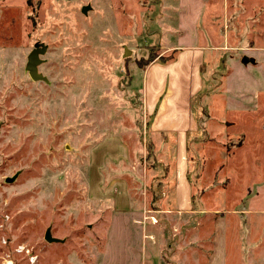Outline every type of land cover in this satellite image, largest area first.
<instances>
[{
    "label": "rangeland",
    "instance_id": "374dc122",
    "mask_svg": "<svg viewBox=\"0 0 264 264\" xmlns=\"http://www.w3.org/2000/svg\"><path fill=\"white\" fill-rule=\"evenodd\" d=\"M39 44L49 83L26 70ZM179 61L202 81L182 96L199 121L186 212L176 135L152 132L147 111ZM213 253L264 264V0H0V264H209Z\"/></svg>",
    "mask_w": 264,
    "mask_h": 264
},
{
    "label": "crops",
    "instance_id": "0c3cea01",
    "mask_svg": "<svg viewBox=\"0 0 264 264\" xmlns=\"http://www.w3.org/2000/svg\"><path fill=\"white\" fill-rule=\"evenodd\" d=\"M181 68L177 67L176 70L172 71H163L159 76V80H161V84L159 85L160 91H158L157 96H150L149 102L147 103V111L148 114L154 115V120L151 124L152 132H159L169 135H176V143L178 150V160L180 159L178 165L180 169H178L179 173L177 176L176 183V197H177V207L182 209L183 211H188L192 207V197H191V186L186 177V159H184V155L187 151L188 146V136L193 132H196L199 127L198 119L195 120L191 115L190 106H188V101L182 98L186 93H196L201 90L202 81L194 79L193 84L189 83L191 77L181 76V70L183 67H187V76L192 72L188 63L186 62H178ZM177 64V63H176ZM184 70V69H183ZM186 71V70H185ZM193 79V78H192ZM157 78L154 81H147L148 91H151V87L156 85ZM166 88L169 93V96L162 102V105L159 107L158 111L155 112V105L158 101V95ZM186 90V91H185ZM155 112V114H154ZM196 121V122H195ZM189 134V135H188ZM127 149V148H126ZM184 160V161H183ZM129 203L127 201L126 196V211H128ZM220 214H223L220 212ZM224 215V214H223ZM221 219L219 222H221ZM220 240L215 239V249L214 252H217V242ZM217 255L213 253L209 258V264H215L217 261ZM223 259V257H222ZM221 261V259H219ZM219 263V262H218Z\"/></svg>",
    "mask_w": 264,
    "mask_h": 264
},
{
    "label": "water",
    "instance_id": "95a60500",
    "mask_svg": "<svg viewBox=\"0 0 264 264\" xmlns=\"http://www.w3.org/2000/svg\"><path fill=\"white\" fill-rule=\"evenodd\" d=\"M83 13L87 12V9L83 8ZM47 51V46L44 44L37 45L28 55L27 58V64H26V70L28 71L30 77L34 81H43L45 83H49V80L46 76H44L42 73L39 72V65L42 63V60L40 59V55L45 54ZM125 55H129L128 49H126ZM251 61L248 57H244L242 62L244 64H247ZM15 180V177L8 178L7 182L11 183ZM46 239L49 242H58V239H54L51 237L50 233L47 232Z\"/></svg>",
    "mask_w": 264,
    "mask_h": 264
},
{
    "label": "trees",
    "instance_id": "16d2710c",
    "mask_svg": "<svg viewBox=\"0 0 264 264\" xmlns=\"http://www.w3.org/2000/svg\"><path fill=\"white\" fill-rule=\"evenodd\" d=\"M156 112V111H155ZM155 112H154V114H155ZM199 138V137H198Z\"/></svg>",
    "mask_w": 264,
    "mask_h": 264
}]
</instances>
